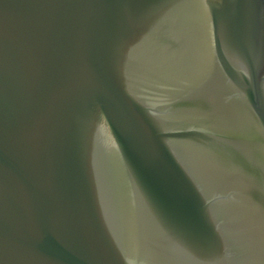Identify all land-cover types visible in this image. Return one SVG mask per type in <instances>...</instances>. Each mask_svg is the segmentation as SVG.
<instances>
[{
    "label": "water",
    "instance_id": "95a60500",
    "mask_svg": "<svg viewBox=\"0 0 264 264\" xmlns=\"http://www.w3.org/2000/svg\"><path fill=\"white\" fill-rule=\"evenodd\" d=\"M0 264H264V0H0Z\"/></svg>",
    "mask_w": 264,
    "mask_h": 264
}]
</instances>
